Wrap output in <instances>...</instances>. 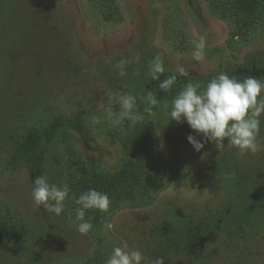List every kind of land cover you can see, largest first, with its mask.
Wrapping results in <instances>:
<instances>
[{
    "label": "rangeland",
    "instance_id": "1",
    "mask_svg": "<svg viewBox=\"0 0 264 264\" xmlns=\"http://www.w3.org/2000/svg\"><path fill=\"white\" fill-rule=\"evenodd\" d=\"M145 44L168 75L264 78V0H0V264H105L114 246L166 264H264V151L195 152L152 109L148 142L110 132L108 93H129L115 64ZM40 175L70 188L59 217L32 202ZM96 176L111 204L81 235L75 198Z\"/></svg>",
    "mask_w": 264,
    "mask_h": 264
},
{
    "label": "clouds",
    "instance_id": "2",
    "mask_svg": "<svg viewBox=\"0 0 264 264\" xmlns=\"http://www.w3.org/2000/svg\"><path fill=\"white\" fill-rule=\"evenodd\" d=\"M207 36L201 35L194 43L192 59H205ZM139 60L138 54L127 59H120L115 68L118 75L125 76L127 66ZM165 73L163 60L156 56L148 65V76L152 81H160ZM189 73L178 66L176 74L168 75L159 82V88L167 93L175 90V95L167 101L169 121L186 123L195 133L187 136V142L195 152L204 149L205 144H211L219 153L226 146L236 149L241 155L257 154L264 151V143L259 140L261 124L264 121V78L253 75L242 79L228 72H220L206 83L187 82L183 88L176 91L178 77H188ZM150 104H156L157 99L152 92L148 93ZM119 109L118 111L116 109ZM136 96L119 90L108 93L104 111L113 129L121 132L130 130L144 119V114L150 108L138 112ZM130 125L125 129L124 122ZM92 124H99L95 115ZM199 137V138H198ZM227 141V144H225ZM184 171H188L185 168ZM31 199L37 209L42 208L49 214L59 217L65 211L70 188L65 183L58 185L50 183L46 175L35 177L31 181ZM76 230L81 235H87L93 228L89 211L107 212L111 201L107 193L90 188L75 198ZM87 216V218H86ZM105 264H166L161 256L155 258L146 256L139 248L114 246Z\"/></svg>",
    "mask_w": 264,
    "mask_h": 264
},
{
    "label": "trees",
    "instance_id": "3",
    "mask_svg": "<svg viewBox=\"0 0 264 264\" xmlns=\"http://www.w3.org/2000/svg\"><path fill=\"white\" fill-rule=\"evenodd\" d=\"M137 53L139 56V60L137 62L132 63L129 67H127L128 74L123 76L124 83L126 81H129V84L126 85V90L131 93L132 95L136 96L137 100L143 104L144 106L149 107L152 109L154 113H157L159 117L161 118V122L163 123L165 129L171 133H179L180 135L182 133L185 134H193L189 126L184 123L180 122L177 123L175 121H169L168 117V107L167 101H169L174 95L175 90H168L167 93L163 92L159 88V82L162 81L165 77L168 76V74L164 73L163 76H161L160 81H152L150 77L148 76V65L151 62V60L158 56L152 52V50L145 44V46L138 48ZM237 73V72H236ZM233 74L238 76V78H243L244 76L240 74ZM217 74L213 75H198L194 73H189L188 77H185L183 80H178V84L176 87V91H179L183 88L184 84L187 82H199L201 85L207 82L208 79L215 77ZM108 79L111 78V75L108 74ZM111 80V79H110ZM123 83V85H124ZM152 92L154 96L157 99L156 104H150L149 102V96L148 93ZM130 125L129 121L124 122V127L127 129ZM264 126V121H262L261 129ZM151 124L148 123L146 120H142L137 125H135L130 130L121 132L117 129H113L110 125L109 130L111 133L117 135V136H125L132 141L135 142H148L150 139V133H151ZM211 145V144H209ZM213 146V145H212ZM89 187V185H87ZM90 188H95L98 191L107 192L108 186L106 185L105 181L101 179L99 176L95 177L94 185L90 186Z\"/></svg>",
    "mask_w": 264,
    "mask_h": 264
}]
</instances>
